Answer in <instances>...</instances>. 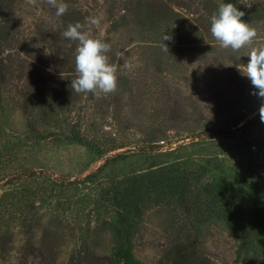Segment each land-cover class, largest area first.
<instances>
[{
	"label": "rangeland",
	"instance_id": "374dc122",
	"mask_svg": "<svg viewBox=\"0 0 264 264\" xmlns=\"http://www.w3.org/2000/svg\"><path fill=\"white\" fill-rule=\"evenodd\" d=\"M61 2L68 11L57 16L47 0H16V34L0 42L11 75L0 84V264H118L113 197L172 164L197 174L199 215L176 203L142 209L132 217L135 258L167 264L192 242L206 264H247L238 236L209 218L207 198L225 182L247 214L264 211V99L237 67L264 47V0H237L254 9L242 20L257 31L238 51L210 32L223 0ZM77 22L110 44L116 91H72L78 42L62 33Z\"/></svg>",
	"mask_w": 264,
	"mask_h": 264
},
{
	"label": "trees",
	"instance_id": "16d2710c",
	"mask_svg": "<svg viewBox=\"0 0 264 264\" xmlns=\"http://www.w3.org/2000/svg\"><path fill=\"white\" fill-rule=\"evenodd\" d=\"M15 3L16 0H0V42L9 41L16 34L17 19L13 12ZM223 3L234 4L245 15L254 12V9L251 10L238 4L237 0H223ZM10 77V70L0 59V84ZM72 141L83 143L84 140L81 136L75 135ZM196 175L190 178L189 172L182 165H166L141 176L132 191L124 190L113 197V204L119 213L121 222L120 234L115 237L112 254L116 263L140 264L133 253L132 239L135 234L133 218L134 216L138 217L141 210L148 205L150 207L151 204L176 203L188 217L196 215L198 217L199 212L192 213L197 203L190 196L192 189L189 183L198 180ZM229 185V183L221 182L214 192H208L207 200L212 201L213 204L209 218L221 219L226 222L238 236L247 264H264V211L260 210L259 214L254 215L247 214L243 198L231 193ZM119 195L122 197L120 198ZM167 260V264H206L192 242L178 244L169 253ZM69 264H84V262L73 256Z\"/></svg>",
	"mask_w": 264,
	"mask_h": 264
},
{
	"label": "clouds",
	"instance_id": "9594fccd",
	"mask_svg": "<svg viewBox=\"0 0 264 264\" xmlns=\"http://www.w3.org/2000/svg\"><path fill=\"white\" fill-rule=\"evenodd\" d=\"M35 4L36 0H29ZM47 3L56 8V15L62 16L68 11V4L58 3V0H47ZM245 15L232 3H222L216 14L210 18V32L219 45L224 49L238 51L253 43L257 31L249 23L242 20ZM89 28L98 25L99 21L86 18ZM62 37L77 41L75 49V73L71 79V89L76 93L110 94L117 89V66L109 62L108 52L111 46L101 38L93 37L90 30L79 22L68 25ZM170 39L169 36L165 40ZM166 49L167 46L165 45ZM246 65H237L238 70L246 76L256 91L253 95L264 99V47L252 48L248 54ZM260 120L264 122V104L259 109Z\"/></svg>",
	"mask_w": 264,
	"mask_h": 264
}]
</instances>
